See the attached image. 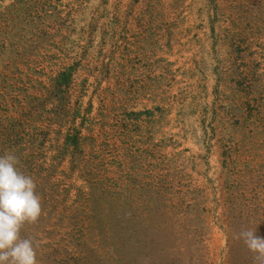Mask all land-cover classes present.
Returning <instances> with one entry per match:
<instances>
[{
  "label": "rangeland",
  "instance_id": "rangeland-1",
  "mask_svg": "<svg viewBox=\"0 0 264 264\" xmlns=\"http://www.w3.org/2000/svg\"><path fill=\"white\" fill-rule=\"evenodd\" d=\"M37 264H264V0H0V155Z\"/></svg>",
  "mask_w": 264,
  "mask_h": 264
},
{
  "label": "clouds",
  "instance_id": "clouds-1",
  "mask_svg": "<svg viewBox=\"0 0 264 264\" xmlns=\"http://www.w3.org/2000/svg\"><path fill=\"white\" fill-rule=\"evenodd\" d=\"M14 152L0 155V264H37L34 242L21 238L25 223H34L42 214L41 199L31 175L19 169ZM255 230H243L236 235L250 252L264 257V237Z\"/></svg>",
  "mask_w": 264,
  "mask_h": 264
}]
</instances>
